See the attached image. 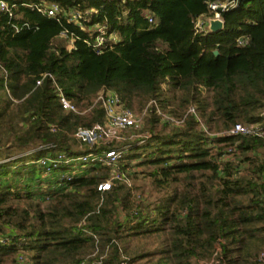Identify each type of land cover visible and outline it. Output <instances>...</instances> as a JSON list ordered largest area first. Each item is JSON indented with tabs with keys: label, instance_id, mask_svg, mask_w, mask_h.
Masks as SVG:
<instances>
[{
	"label": "trees",
	"instance_id": "trees-1",
	"mask_svg": "<svg viewBox=\"0 0 264 264\" xmlns=\"http://www.w3.org/2000/svg\"><path fill=\"white\" fill-rule=\"evenodd\" d=\"M6 1L18 18L0 13V264L20 252L26 264H264V138L228 135L264 121V0H238L218 32L196 21L224 0ZM41 2L62 14L22 5ZM70 10L82 18L69 22ZM95 25L117 39L101 53ZM43 74L52 79L37 86ZM57 88L77 114L62 110ZM103 89L131 110L155 100L184 124L152 112L125 142L82 147L77 129L104 121ZM110 149L123 151L113 166L39 164ZM134 167L151 200L131 182L98 191L114 169L129 181Z\"/></svg>",
	"mask_w": 264,
	"mask_h": 264
},
{
	"label": "built area",
	"instance_id": "built-area-1",
	"mask_svg": "<svg viewBox=\"0 0 264 264\" xmlns=\"http://www.w3.org/2000/svg\"><path fill=\"white\" fill-rule=\"evenodd\" d=\"M238 0H224V1H217L209 4V16L203 15L200 16L196 21V30L197 32H202L203 30H210V23L212 21H222L221 14L225 11H228L231 8H234L237 5ZM25 7H28L31 10H35L37 13L41 14L50 19L57 20L62 14V10L59 5L54 3H46L41 2L33 5H26L22 4ZM17 6L15 4H9L6 0H0V13H5L10 20L17 19L18 16L15 15L14 10ZM219 10H221L219 12ZM96 13L94 9H90L87 12V15H92ZM68 16L69 22H78L82 15L77 12L70 10L69 13H66ZM149 25L154 24L153 18H148ZM15 27L16 31H19V27L15 24L12 25ZM22 27L29 28V24L23 23ZM81 29L83 27L81 26ZM93 29L96 31L97 35L95 37V41L93 47L96 49L98 53L102 52V49L107 45L108 41H116V36L111 35L107 36V32L105 27L95 25ZM62 36H67V32H61ZM72 35V34H71ZM238 44L243 45L246 43V39H238ZM52 77L48 74L41 75V78L37 81V86L42 83L45 78ZM58 92V100L62 110L69 112V113H78L77 107L63 94L60 88H57ZM95 103L99 104L101 109L104 111V121L101 124H95L91 128H82L79 127L75 133L76 141L85 148L92 149L98 146H106L110 148L112 145H118L125 142L127 139L132 138L131 135L129 137V133L131 130H136L142 127V122L148 114L155 112L163 121L181 126L184 124V120H176L174 117L169 116L163 113L158 103L155 100L149 101L139 112H135L129 108H126L120 101L119 97L116 93L109 91V90H101L97 93L95 98ZM87 111H83L85 114ZM188 114H195V109L190 107L187 111ZM261 117L264 120V108L261 111ZM55 128L51 127L53 131ZM230 136H253V137H263L264 138V121L262 123H255L250 125H244L238 123L233 126V128L228 133ZM140 136V135H137ZM230 151V150H229ZM123 151L122 150H113L110 149L109 151L105 152L104 158H100L99 156L95 155L94 153L81 156L76 159H69L65 156L61 155L59 158L54 160H40L39 164L41 166L47 167L49 164L55 166L56 164H64L70 165L73 163H95L101 162L103 165L106 166H113L117 163V161L122 157ZM47 173L49 169H46ZM63 178L67 181H70V177L68 173H64ZM119 180L124 181L128 186L130 183L128 180H123L122 175L117 171L113 170L111 174V178L109 181L104 182L98 186V191L106 192L110 189L111 182ZM262 256L260 261H262ZM27 256H25L24 252H20L17 254L15 259V264H26Z\"/></svg>",
	"mask_w": 264,
	"mask_h": 264
},
{
	"label": "rangeland",
	"instance_id": "rangeland-1",
	"mask_svg": "<svg viewBox=\"0 0 264 264\" xmlns=\"http://www.w3.org/2000/svg\"><path fill=\"white\" fill-rule=\"evenodd\" d=\"M142 108L139 109L138 106L135 105L133 108V111L139 112ZM198 121L200 123H202L201 120H198ZM169 127H171V126H169ZM158 129H160V128L158 127ZM132 165H133V162H132ZM133 169H134V171H131V176H130L131 179L129 180V182H131L132 187H136V188L143 187L144 188V197L147 198L148 200H151V197H149L151 194L150 188H149L150 187V180H149L148 175L146 174L145 169L141 168V167H134ZM138 194H139V192H138Z\"/></svg>",
	"mask_w": 264,
	"mask_h": 264
},
{
	"label": "water",
	"instance_id": "water-1",
	"mask_svg": "<svg viewBox=\"0 0 264 264\" xmlns=\"http://www.w3.org/2000/svg\"><path fill=\"white\" fill-rule=\"evenodd\" d=\"M221 10H219L220 12ZM223 28V22L222 21H212L210 23V31L211 32H218L220 30H222ZM218 53L215 51L214 55H217Z\"/></svg>",
	"mask_w": 264,
	"mask_h": 264
}]
</instances>
